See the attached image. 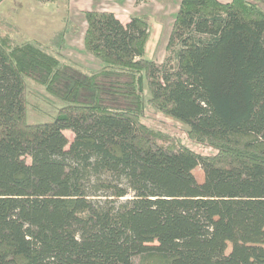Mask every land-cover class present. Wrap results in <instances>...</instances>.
Here are the masks:
<instances>
[{
	"label": "trees",
	"instance_id": "16d2710c",
	"mask_svg": "<svg viewBox=\"0 0 264 264\" xmlns=\"http://www.w3.org/2000/svg\"><path fill=\"white\" fill-rule=\"evenodd\" d=\"M83 16L97 69L60 55L66 28L0 31V264H264V9L180 0L163 62L147 15ZM27 80L63 102L50 119L27 120ZM145 101L207 150L165 145Z\"/></svg>",
	"mask_w": 264,
	"mask_h": 264
},
{
	"label": "rangeland",
	"instance_id": "374dc122",
	"mask_svg": "<svg viewBox=\"0 0 264 264\" xmlns=\"http://www.w3.org/2000/svg\"><path fill=\"white\" fill-rule=\"evenodd\" d=\"M180 0H0V31L9 32L17 41L24 38L51 46L53 36L66 28L65 47L60 55L68 62L85 68L97 69L100 62L83 46L86 28L83 11L89 9L113 12L126 24L132 14H145L149 17V32L145 57L163 62L165 47ZM225 1V0H222ZM264 9V0H251ZM69 21V22H68ZM75 27V30L73 28ZM73 31H70V30ZM145 83L144 99L149 97ZM26 113L29 122H37L53 117L63 102L49 94L43 86L26 81ZM142 121L151 129L165 137L164 144L188 146L198 151L207 150L202 144L188 137V127L176 118L170 117L146 101ZM64 134L71 139L73 133L65 129ZM29 162V158H26ZM197 181L203 180L200 167L193 169ZM230 249L228 244L226 252ZM133 264H137V259Z\"/></svg>",
	"mask_w": 264,
	"mask_h": 264
},
{
	"label": "crops",
	"instance_id": "0c3cea01",
	"mask_svg": "<svg viewBox=\"0 0 264 264\" xmlns=\"http://www.w3.org/2000/svg\"><path fill=\"white\" fill-rule=\"evenodd\" d=\"M225 1H227V0H225Z\"/></svg>",
	"mask_w": 264,
	"mask_h": 264
}]
</instances>
